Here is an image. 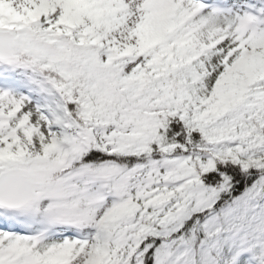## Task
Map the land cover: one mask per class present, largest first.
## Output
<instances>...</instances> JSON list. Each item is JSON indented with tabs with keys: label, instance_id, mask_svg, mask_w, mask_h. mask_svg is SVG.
<instances>
[{
	"label": "snow or ice",
	"instance_id": "obj_1",
	"mask_svg": "<svg viewBox=\"0 0 264 264\" xmlns=\"http://www.w3.org/2000/svg\"><path fill=\"white\" fill-rule=\"evenodd\" d=\"M0 264H264V0H0Z\"/></svg>",
	"mask_w": 264,
	"mask_h": 264
}]
</instances>
